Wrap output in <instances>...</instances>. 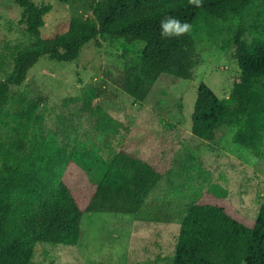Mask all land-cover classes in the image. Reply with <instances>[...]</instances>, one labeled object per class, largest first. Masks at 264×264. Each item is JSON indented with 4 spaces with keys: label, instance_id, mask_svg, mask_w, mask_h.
<instances>
[{
    "label": "trees",
    "instance_id": "1",
    "mask_svg": "<svg viewBox=\"0 0 264 264\" xmlns=\"http://www.w3.org/2000/svg\"><path fill=\"white\" fill-rule=\"evenodd\" d=\"M16 1L24 8V22L33 40L16 54L11 75L0 80V121H4L11 86L24 82L43 55L74 60L82 46L99 34L121 40L128 52L143 44L131 63L104 71L110 82L138 100L147 98L154 87L160 85L163 90L167 85L165 94L168 98L172 95L171 102L181 110L184 89L180 84L193 79L201 62L196 34L219 20L238 18L234 39L241 72L225 98L208 83L199 85L192 133L212 141L234 121L238 124L235 141L260 154L264 37L247 40L244 15L250 6L264 0H202V7L189 0H100L94 7L95 19L75 16L66 33L51 38L42 33L51 5ZM166 17L189 23L191 31L170 39L161 37L160 22ZM92 98L88 104L98 127L116 130L118 121L101 104L92 106ZM186 134L181 119L159 120L157 113L142 106L135 123L127 126L117 154L102 164L98 180L89 170L96 162L94 154L83 148L61 161V154L51 148L48 160L34 162L31 169L8 164L26 157L0 141V158L5 159L0 166V264H30L39 241L78 244L85 212L129 213L147 221H171L167 211L147 199L161 180L173 173L175 154ZM172 264H264V206L256 216H250L239 210L218 184L204 190L181 222Z\"/></svg>",
    "mask_w": 264,
    "mask_h": 264
},
{
    "label": "rangeland",
    "instance_id": "2",
    "mask_svg": "<svg viewBox=\"0 0 264 264\" xmlns=\"http://www.w3.org/2000/svg\"><path fill=\"white\" fill-rule=\"evenodd\" d=\"M33 1L51 5L42 26L43 36L51 38L66 33L75 16L95 19L94 7L100 0ZM244 21L247 40L264 37V2L250 6ZM239 22L238 18L219 20L196 34L201 62L193 79L180 84L184 89L181 110L171 102L172 95L165 94L167 85L163 90L160 85L154 87L147 98L138 100L105 77L108 67L123 68L131 63L143 45L128 52L121 40L110 35L99 34L86 42L74 60L43 55L24 82L11 86L4 121H0V141L26 157L8 163L14 166L32 169L34 162L48 160L51 148L61 154L59 161L83 148L94 154L96 162L89 170L98 180L102 164L117 154L127 126L135 123L142 106L157 113L159 120L181 119L187 131L185 143L175 154L173 173L147 199L167 211L171 221H147L129 213L85 212L78 244L39 241L30 264H172L181 222L201 193L215 184L227 191L239 210L250 216L258 214L264 206V132L260 154L235 141L238 124L234 121L212 141L192 133L199 85L208 83L222 98L233 91L234 78L241 72L234 39ZM32 40L24 8L16 0H0V80L11 75L16 54L31 46ZM98 92L100 96H96ZM90 96L92 106L101 104L118 121L116 130L98 127L88 104ZM4 160L0 158V166Z\"/></svg>",
    "mask_w": 264,
    "mask_h": 264
},
{
    "label": "clouds",
    "instance_id": "3",
    "mask_svg": "<svg viewBox=\"0 0 264 264\" xmlns=\"http://www.w3.org/2000/svg\"><path fill=\"white\" fill-rule=\"evenodd\" d=\"M191 5L202 7V0H189ZM191 31V25L187 22H181L175 17H166L160 22L161 37L170 39L185 35Z\"/></svg>",
    "mask_w": 264,
    "mask_h": 264
}]
</instances>
